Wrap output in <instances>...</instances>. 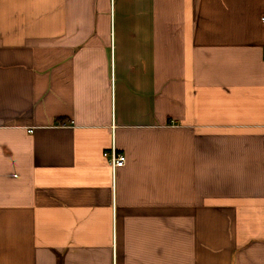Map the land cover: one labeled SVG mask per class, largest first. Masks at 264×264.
Wrapping results in <instances>:
<instances>
[{
    "label": "crops",
    "instance_id": "0c3cea01",
    "mask_svg": "<svg viewBox=\"0 0 264 264\" xmlns=\"http://www.w3.org/2000/svg\"><path fill=\"white\" fill-rule=\"evenodd\" d=\"M263 17L0 0V264H264Z\"/></svg>",
    "mask_w": 264,
    "mask_h": 264
},
{
    "label": "built area",
    "instance_id": "2783aa9c",
    "mask_svg": "<svg viewBox=\"0 0 264 264\" xmlns=\"http://www.w3.org/2000/svg\"><path fill=\"white\" fill-rule=\"evenodd\" d=\"M30 131L32 132L33 130L31 129ZM104 156L109 160L113 168L123 166L126 163L125 154L123 152L118 151L115 148H113L112 150L104 151Z\"/></svg>",
    "mask_w": 264,
    "mask_h": 264
}]
</instances>
